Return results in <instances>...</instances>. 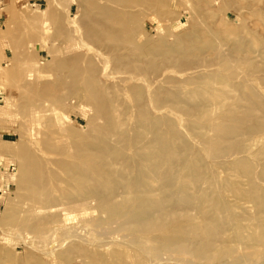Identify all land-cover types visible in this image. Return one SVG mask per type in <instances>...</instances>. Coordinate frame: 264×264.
<instances>
[{
  "label": "rangeland",
  "instance_id": "374dc122",
  "mask_svg": "<svg viewBox=\"0 0 264 264\" xmlns=\"http://www.w3.org/2000/svg\"><path fill=\"white\" fill-rule=\"evenodd\" d=\"M95 1L0 0V264H264V0ZM101 1L127 7L149 65L118 44L129 58L76 80L75 55L110 43L83 38ZM114 70L128 92L107 86Z\"/></svg>",
  "mask_w": 264,
  "mask_h": 264
},
{
  "label": "bare ground",
  "instance_id": "6f19581e",
  "mask_svg": "<svg viewBox=\"0 0 264 264\" xmlns=\"http://www.w3.org/2000/svg\"><path fill=\"white\" fill-rule=\"evenodd\" d=\"M97 1V0H96ZM96 1H95V3H96ZM103 1V0H102ZM101 1V2H102ZM107 2H108V0H106ZM114 1H117V0H114ZM119 1V0H118ZM117 1V2H118ZM122 1V0H121ZM121 1H119V2H121ZM99 1H97V3H98ZM106 2V3H107ZM112 2V1H111ZM87 3V2H86ZM96 3V4H97ZM103 3V2H102ZM102 3H100V7H101V9H99L100 10V12H98L97 13V15L95 14V16L96 17H94V15H93V17H89L88 19H89V21L86 23V24H84L85 26V28L87 29V34L85 33V35H83V38H85V39H87V40H90V41H94V42H96V41H99V43L101 42V41H103V39L105 38H107V40L110 42L108 45V48H106L105 49V51L106 52H104L103 50L104 49H97L96 47H94L92 44H91V46H90V48H89V52H87V53H82V54H80V55H75V59H73L72 60V62H73V67L74 68H71V69H73L70 73H73L72 75H73V78L74 79H81V81H86L89 77H90V74H89V72H88V66H89V64H92L93 66H94V69L95 70H97L98 69V66H99V64H106V63H111L112 64V62L114 61V60H118V59H120V54H121V58H129V56H125V52H124V54H123V52H121L120 54H119V51L120 50H118V44H119V46L121 45V46H125L126 47V45H128V44H133V46L132 45H130V47L132 46L133 48H135V49H137L139 52H137V54H136V56H132L135 60H133L132 61V63L134 64V66H135V64L137 63V64H140L142 67H144L143 65H145V66H148L149 64H148V60L146 61V57H144L145 55H142V52H145V51H147V50H149L150 49V47L152 46V44H151V41L149 42V44L148 43H146L144 46L142 45V46H140L138 43L139 42H137V40L133 37V35H131L132 33L133 34H135L134 33V31H133V23L132 24H130L131 26H132V28H131V32L132 33H130L129 31V29H128V34H126V32H125V27H130V25H128V22L130 23V20H131V18H129L128 19V16H129V14L128 13H126L125 11H127V10H125V9H127V7L126 8H123L122 7V5H118V6H121V8H119V10L120 9H122V10H115V8L114 7H112V6H109L110 4H102ZM122 4H123V2H121ZM124 6H125V4H123ZM82 6V5H81ZM95 6H97V5H95ZM117 6V5H116ZM99 7V8H100ZM117 8V7H116ZM133 9V8H132ZM125 10V11H124ZM134 10V9H133ZM134 12V11H133ZM135 13V12H134ZM134 13H132V11H131V14H134ZM137 13V12H136ZM130 14V15H131ZM156 14V13H155ZM77 15V14H76ZM136 15V14H135ZM135 15H134V17H135ZM83 16H84V14H83ZM88 16V15H87ZM153 16V15H152ZM156 16V15H155ZM154 16V17H155ZM82 17V16H81ZM137 17V16H136ZM136 17L134 18L135 20H136V22L138 21L137 19H136ZM142 17H143V15H142ZM77 17H75V19H76ZM83 18V17H82ZM85 18H87V17H84V20L83 19H81L80 18V20H83V22L86 20ZM133 18V17H132ZM139 18H140V16H139ZM145 18V17H144ZM64 19V18H63ZM134 19H132V20H134ZM25 20V19H24ZM129 20V21H128ZM143 20V19H142ZM35 21V20H34ZM65 21V20H64ZM74 21V20H73ZM140 22V21H139ZM23 23V22H22ZM28 23H30V22H28ZM65 25V24H64ZM126 25H128V26H126ZM26 26V25H25ZM66 27V26H65ZM116 27V28H115ZM31 28V27H30ZM29 28V29H30ZM117 28H119L118 30H121V32H119L118 30H117ZM79 29V28H78ZM91 29V30H90ZM136 29V28H135ZM67 30V29H66ZM47 31H48V29H47ZM46 31V32H47ZM70 31V30H69ZM118 31V32H117ZM140 30H138L137 32H139ZM144 31V30H143ZM13 32V31H12ZM72 32V31H71ZM82 32H83V30H82ZM145 32V31H144ZM15 33V32H14ZM62 33V32H61ZM29 34V33H28ZM46 34V33H45ZM64 34V33H63ZM130 34V35H129ZM143 34H146V33H143ZM142 33H141V35H143ZM31 35V34H30ZM70 35V34H69ZM140 35V33L138 34V36ZM137 37V36H136ZM151 37V36H150ZM72 38V37H71ZM146 39H149L148 38V35H147V38ZM16 40V39H15ZM90 41H88V43L90 42ZM57 42V41H56ZM59 42V41H58ZM68 43V42H67ZM87 43V42H86ZM107 43V42H106ZM143 43H145V42H143ZM153 43V42H152ZM97 44V43H96ZM55 45V44H54ZM107 46V45H106ZM135 46V47H134ZM137 47V48H136ZM153 47V46H152ZM155 47V46H154ZM157 47V46H156ZM85 48V47H84ZM121 50H123V49H121ZM131 50H132V48H131ZM130 50V51H131ZM150 50H152V48L150 49ZM153 50H156V49H153ZM125 51V50H124ZM129 51V52H130ZM185 51H187V50H185ZM133 52H136L135 50L133 51ZM151 53L153 52V51H150ZM161 52V51H160ZM155 53H156V51H155ZM169 53V52H168ZM154 54V53H153ZM172 55L174 54V53H171ZM133 55V54H132ZM140 55V56H139ZM148 55V54H147ZM154 55H157V54H154ZM154 55H152V57H154ZM149 56V55H148ZM176 56V55H175ZM181 56H183V55H180V59H181ZM59 57V56H58ZM61 57V56H60ZM72 57V56H71ZM74 57V56H73ZM72 57V58H73ZM142 57V58H141ZM149 57H151V56H149ZM161 58V57H160ZM194 58H196V57H194ZM53 59H55V58H53ZM155 60L156 61V59L155 58H152V60ZM190 59V58H189ZM12 60V59H11ZM162 60V59H161ZM164 60V59H163ZM172 60V59H171ZM195 60L196 59H193V61H192V64H193V62H195ZM57 61H59V60H57ZM202 61V60H201ZM71 62V61H70ZM117 62V61H116ZM125 62H126V60H125ZM129 62V61H128ZM131 62V61H130ZM136 62V63H135ZM159 62V61H158ZM164 62H166V61H164ZM180 62V61H179ZM182 62H184L183 60H182ZM197 62V61H196ZM214 62V61H213ZM119 63V62H118ZM118 63H116V64H114V65H117ZM132 63H130V64H132ZM144 63V64H143ZM155 63V62H154ZM170 63V62H169ZM121 64V63H120ZM123 64V63H122ZM125 64V63H124ZM123 64V65H124ZM129 64V63H128ZM132 64V65H133ZM160 64H163V63H160ZM166 64V63H165ZM174 64H176V62H174ZM177 64H179V63H177ZM196 64V63H195ZM43 65V64H42ZM150 65H151V63H150ZM156 65V64H155ZM154 65V66H155ZM164 65V64H163ZM188 65V64H187ZM70 66V65H69ZM119 66V65H118ZM125 66H126V64H125ZM157 66V65H156ZM159 66V65H158ZM179 66V65H178ZM188 66H190V64L188 65ZM195 66V65H194ZM196 66H197V64H196ZM195 66V67H196ZM127 67V66H126ZM154 68V67H153ZM164 68H165V66H164ZM169 68H171L170 67V65H169ZM188 68V67H187ZM204 68V67H203ZM67 69V68H66ZM69 69V68H68ZM129 69V68H128ZM138 69V68H137ZM143 69V68H142ZM158 69V68H157ZM161 69H162V67H161ZM160 69V70H161ZM171 69H173V68H171ZM175 69H176V67H175ZM184 69V68H183ZM183 69H180V71L181 70H183ZM52 70V69H51ZM65 70V69H64ZM113 70V69H112ZM154 70V69H153ZM159 70V69H158ZM178 70V72H179V69H176V71ZM48 71V70H47ZM121 71H122V69H121ZM131 71V70H130ZM187 71V69H185V72ZM133 72V71H132ZM150 72H152V71H150ZM155 72V71H154ZM157 72V71H156ZM166 72V71H165ZM165 72H163V73H161L162 75H159L160 77H159V79H157V80H161L160 81V84H162L163 82H162V79L164 78V76L166 75V73ZM169 72H171V71H169ZM177 72V73H178ZM188 72H190V71H188ZM115 70H114V72L112 71V72H107L106 73V75H105V77H106V79H107V86L108 87H112V88H114L113 90H115V89H119L120 88V90H122V88H123V93H125V92H128V90H130L129 88H131V86H132V84H131V82H130V76L128 77V76H126V74H125V77L123 76H120V77H118V78H113L114 76H115ZM123 73V72H122ZM130 73V72H129ZM181 73V72H180ZM191 73H192V75L195 73V72H192L191 71ZM197 73V72H196ZM92 75H94L95 77H97V72H92L91 73ZM99 74V73H98ZM135 74H136V72H135ZM134 74V75H135ZM153 74V73H152ZM175 74H176V72H175ZM189 75H190V73H188ZM133 75V74H132ZM132 75H131V77H132ZM154 75V74H153ZM157 75V74H156ZM185 75H186V73H185ZM192 75H191V77H192ZM195 75V74H194ZM193 75V76H194ZM103 76V75H102ZM170 76V75H169ZM188 76V75H187ZM52 77V76H51ZM142 77V76H141ZM149 77H151V76H149ZM172 77V76H171ZM53 78H55V76H53ZM66 78V77H65ZM139 78V77H138ZM143 78H145V77H143ZM156 78H158V77H156ZM165 78H167V77H165ZM193 78V77H192ZM194 78H195V76H194ZM59 80H60V78H58ZM132 79V78H131ZM136 79V78H135ZM150 79H152L153 80V78H150ZM154 79H155V77H154ZM186 79H188L187 77H186ZM189 79H190V76H189ZM132 80H134V79H132ZM145 80V79H144ZM147 80V79H146ZM192 80V79H191ZM195 80V79H194ZM33 81V80H32ZM140 81V80H139ZM165 81H167V80H165ZM178 81V80H177ZM176 81V82H177ZM182 81V80H181ZM186 81V80H185ZM134 82V81H133ZM136 82H137V80H136ZM142 82H144L143 80H142ZM141 82V83H142ZM150 84H151V81H148ZM155 82V81H154ZM154 82H153V85H154ZM162 82V83H161ZM38 83V82H37ZM94 83V82H93ZM100 83V82H99ZM135 83V82H134ZM140 83V82H139ZM145 83V82H144ZM155 83H157V82H155ZM159 83V82H158ZM183 83V82H182ZM46 84V83H45ZM61 84V83H60ZM105 84V83H104ZM136 84V83H135ZM143 84V83H142ZM147 84V83H146ZM168 84V83H167ZM57 85V84H56ZM77 85V84H76ZM80 85V84H79ZM138 85V84H137ZM136 85V86H137ZM139 85H141V84H139ZM52 86V85H51ZM147 86V85H146ZM157 86H158V84H157ZM176 85H174V87H175ZM179 86V85H178ZM53 87V86H52ZM141 87H142V85H141ZM170 87H173L172 85L170 86ZM177 87V86H176ZM133 88V87H132ZM144 88L146 89L147 87H145L144 86ZM148 88H150V86L148 87ZM147 88V89H148ZM166 88V87H165ZM169 88V87H168ZM70 89V88H69ZM136 89H138V88H136ZM146 89V92L149 90H147ZM152 89H154L155 90V88H152ZM170 89V88H169ZM172 89V88H171ZM90 90V89H89ZM131 90H133V89H131ZM55 91V90H54ZM106 91V90H105ZM104 91V92H105ZM109 91V90H108ZM153 91V90H152ZM152 91H151V89H150V93L152 94V96L154 95L153 93H152ZM157 91H158V89H157ZM161 91V90H160ZM22 92V91H21ZM72 92V91H71ZM103 92V93H104ZM122 92V91H121ZM135 92H137V91H135ZM143 92L145 93V90H143ZM169 92H172V91H169ZM24 93V92H23ZM43 93V92H42ZM46 93V92H45ZM82 93V92H81ZM112 93H114V92H109V100H110V98H111V95L110 94H112ZM132 93H134V91L132 92ZM131 93V94H132ZM143 93V94H144ZM155 93H157V92H155ZM162 93V92H161ZM96 94H98L97 93V91H96V93L94 92V93H92V91L89 93V95L88 96H90V97H93V95H96ZM101 94V93H100ZM115 94V96H116V93H114ZM118 94V93H117ZM130 94V93H129ZM129 94H126V95H129ZM136 94H138V93H136ZM147 94V93H146ZM165 94H166V92H165ZM106 95H107V93H106ZM108 95H107V97H108ZM113 95V94H112ZM119 95H120V93H119ZM150 95V94H149ZM149 95H148V97H149ZM51 96V95H50ZM118 96V95H117ZM135 96V95H134ZM141 96V95H140ZM139 96V97H140ZM159 96H160V94H159ZM158 96V97H159ZM164 96V95H163ZM163 96H161V98H163ZM33 97V96H32ZM102 97H104V96H102ZM106 97V98H107ZM113 97V96H112ZM122 97V96H121ZM133 97V96H132ZM130 98V97H126L127 98V100L130 98V100L131 99H133V100H128V101H130L131 102V105H133V107H132V110L136 107V108H138V107H140V106H138L137 107V105H140L139 103H137V102H145L144 103V105L147 107V103L151 100L150 99V97H149V99L150 100H148V102L146 103V101H147V95H146V100L145 101H142V100H139V101H137L136 102V99L134 100V98ZM138 97V96H137ZM141 97H143V96H141ZM154 97V96H153ZM120 98V97H119ZM156 97H154V99H155ZM111 99H113V98H111ZM118 99V98H117ZM123 99V98H122ZM141 99V98H140ZM154 99H152V100H154ZM103 100H104V98H103ZM107 100V99H106ZM109 100H107V101H105L104 103H106V102H108ZM114 100H116V99H114ZM124 100V99H123ZM122 100V101H123ZM156 100V99H155ZM154 100V101H155ZM158 100H159V98H158ZM164 100V99H163ZM162 99H160V101H163ZM42 101V100H41ZM87 101H88V105L89 106H91V107H93V109L96 107V105H94V101H93V99H87ZM117 101V100H116ZM133 101H135L137 104H136V106L134 107V105L135 104H132V102ZM157 101V100H156ZM112 102V101H111ZM111 102L109 101L108 103H110L111 104ZM114 103H115V101H113ZM123 102H125V100L123 101ZM164 102V101H163ZM87 103V102H86ZM113 103V104H114ZM134 103V102H133ZM153 103V102H152ZM158 103V102H157ZM160 103V102H159ZM55 104V103H54ZM99 104V103H98ZM147 104V105H146ZM15 105V104H14ZM101 105H103V104H101ZM118 105V104H117ZM122 105V104H121ZM129 105L130 104H128L127 105V107H129ZM131 105H130V107H131ZM141 105H143L142 103H141ZM144 105H143V107H144ZM163 105L165 106L166 104H164L163 103ZM171 105V104H170ZM84 106H85V104H84ZM104 106V105H103ZM109 106H111V105H109ZM119 106H120V104H119ZM122 106H124V104L122 105ZM154 106V105H153ZM163 106V107H164ZM114 107V106H113ZM113 107H111L113 110H117L115 107H117L116 105H115V109L113 108ZM121 107V106H120ZM125 107H126V105H125ZM146 107H144L146 110H147V108ZM149 107H151V106H149ZM148 107V116H149V113H151L152 112V110H151V108H149ZM159 108H161L162 109V106L160 107V106H158ZM157 107V108H158ZM175 107V106H174ZM123 108V107H122ZM184 108V107H183ZM186 108V107H185ZM184 108V109H185ZM15 109V108H14ZM51 109V108H50ZM105 109H107V108H105ZM124 109V108H123ZM126 109V108H125ZM140 109H141V107H140ZM149 109L151 110V111H149ZM154 109V108H153ZM164 109V108H163ZM169 109V108H168ZM175 109V108H174ZM188 109V108H187ZM49 110V109H48ZM100 110V109H99ZM121 109L119 108L117 111H120ZM128 110H129V108H128ZM156 111H157V109H155ZM155 110H153V111H155ZM159 110V109H158ZM50 111V110H49ZM122 111V110H121ZM134 111H136V110H133L132 112H134ZM165 111V115H166V110H164ZM164 111H163V113H164ZM99 112V111H98ZM141 112V111H140ZM144 112H146V111H144ZM146 112V113H147ZM160 112V111H159ZM173 112V111H172ZM171 112V113H172ZM101 113H102V111H101ZM105 113H108V112H106L105 111ZM104 113V114H105ZM122 113V112H121ZM136 114L138 113V111L137 112H135ZM154 113H156V112H154ZM163 113H161V114H163ZM57 114V113H56ZM97 115H98V113H96ZM100 114V113H99ZM103 114V113H102ZM102 114H100L99 116H102ZM103 114V115H104ZM145 114V113H144ZM152 114H153V112H152ZM157 114H159L158 112H157ZM168 114L170 115V112L168 111ZM172 114H174V113H172ZM125 115V114H124ZM135 115V114H134ZM142 113H141V115H140V113H139V115H135V117L137 118V120L138 119H140L139 118V116L140 117H142ZM146 115V114H145ZM145 115H143V117L145 116ZM156 115V114H155ZM160 115V114H159ZM184 115V114H183ZM182 115V116H183ZM96 116V115H95ZM138 116V117H137ZM151 116V115H150ZM179 116V115H178ZM103 117V116H102ZM128 117H130V116H128ZM133 115H131V118L133 119ZM135 117H134V120H136L135 119ZM162 117V116H161ZM163 117H164V114H163ZM43 118V117H42ZM99 118V117H98ZM121 118V117H120ZM131 118H129V119H131ZM145 118V119H144ZM144 118H142V119H144V121H148V119L150 118V117H144ZM146 118H148V119H146ZM151 118H152V116H151ZM182 118V117H181ZM51 119V118H50ZM50 119H49V122H51L50 121ZM101 118H99V120H100ZM126 119V118H125ZM129 119H127V120H125V121H123L125 124H126V121L127 122H129V121H133V120H129ZM142 119H140V120H142ZM35 120H36V118H35ZM56 120V119H55ZM101 120H103V119H101ZM139 121V120H138ZM123 122H122V124H123ZM135 122V121H134ZM45 123V122H44ZM43 123V124H44ZM96 124H97V122H95ZM95 123H92L93 125H96ZM140 123V122H139ZM138 123V124H139ZM46 124V123H45ZM48 124V123H47ZM130 124V123H129ZM134 124V123H133ZM178 124V123H177ZM185 124H186V122H185ZM40 125V124H39ZM49 125H50V123H49ZM52 125H54V124H52ZM41 126V125H40ZM127 126V125H126ZM130 126V125H129ZM132 127L134 126V125H131ZM38 127V126H37ZM47 127V126H46ZM52 127V126H51ZM88 127V126H87ZM96 127V126H95ZM94 126H93V128H95ZM98 127H99V125H98ZM121 127V126H120ZM122 127H125V126H123L122 125ZM131 127V128H132ZM142 127V126H141ZM169 127V126H168ZM97 128V127H96ZM95 128V129H96ZM127 129L129 128L128 126L126 127ZM135 128V127H134ZM35 129V128H34ZM51 129V128H50ZM54 129V128H53ZM52 129V130H53ZM125 129V128H124ZM183 129V128H182ZM181 129V130H182ZM35 130H37V129H35ZM51 130V131H52ZM97 130V129H96ZM138 130V129H137ZM139 130H142L141 128L139 129ZM179 130H180V128H179ZM46 131H47V129H46ZM149 131V130H148ZM166 131H168V130H166ZM184 131V130H183ZM34 132V131H33ZM32 132V133H33ZM43 132H45V131H43ZM169 132V131H168ZM185 132V131H184ZM38 133V132H37ZM50 133V132H49ZM48 133V134H49ZM143 133V132H142ZM27 134V133H26ZM29 134V133H28ZM27 134V135H28ZM36 134V133H35ZM44 134V133H43ZM79 134V133H78ZM180 134V133H179ZM38 135V134H37ZM40 135V134H39ZM51 135V134H50ZM53 135V134H52ZM58 135V134H57ZM81 135V134H80ZM89 135V134H88ZM35 136V135H34ZM33 136V137H34ZM46 136V135H45ZM86 136H87V134H86ZM52 137V136H51ZM54 137H56L55 135L53 136V139H54ZM65 137V139H66V136H64ZM72 137V136H71ZM70 137V139H72ZM73 137H74V134H73ZM77 137L78 136H76L75 137V139H77ZM26 138V137H25ZM30 138V137H29ZM39 138V137H38ZM40 138H42V137H40ZM46 138H48V137H46ZM57 138L60 140V142L62 141L61 139H63V137L62 138H60L59 136H57ZM81 138V137H80ZM58 139H56L55 138V141L56 140H58ZM64 139V140H65ZM68 139V138H67ZM66 139V140H67ZM74 139V138H73ZM78 139H79V137H78ZM84 139H86V138H84L83 137V140L82 141H84ZM89 138H87V140H88ZM26 140V139H25ZM30 140V139H29ZM44 140L45 141H47L45 138H44ZM50 137H49V142L48 143H52V142H50ZM86 140V141H87ZM23 141H24V139H23ZM37 141V140H36ZM54 141V142H55ZM70 141L72 142V140H69V142H67V141H64V142H67L68 144L70 143ZM75 142H77V140H74ZM124 141V140H123ZM31 142V141H30ZM33 142H35V141H33ZM57 142V141H56ZM55 142V143H56ZM78 142H81V141H78ZM77 142V143H78ZM89 142V141H88ZM45 143V142H44ZM47 143V142H46ZM23 144V143H22ZM53 144V143H52ZM59 144V143H58ZM57 144V145H58ZM61 144L63 145V142H61ZM60 144V145H61ZM65 144V143H64ZM68 144H67V146H68ZM71 144H76V143H71ZM79 144V143H78ZM78 144H76V145H78ZM32 145V144H31ZM48 145H50V144H48ZM82 145V144H81ZM45 146V145H44ZM43 145H42V147L45 149V147H44ZM71 146H73V145H70V148H71ZM75 146V145H74ZM83 146V145H82ZM129 146V145H128ZM49 147H51V145L49 146ZM53 147V146H52ZM51 147V148H52ZM66 146L64 145V148H65ZM75 147H77L78 148V146H75ZM30 148H32V147H30ZM63 148V147H62ZM67 148V147H66ZM73 148V150H76L77 151V149L76 148H74V147H72ZM23 149V148H22ZM69 149V148H68ZM83 149H85V148H83ZM43 150V149H42ZM51 150H53V149H51ZM50 150V151H51ZM57 150H58V148H57ZM70 150V149H69ZM68 150V151H69ZM78 150H80V149H78ZM46 151H48V149L46 150ZM65 151H67V150H65ZM71 151V150H70ZM81 151H84V150H81ZM81 151H78V152H80L81 153ZM22 152V151H21ZM49 152V151H48ZM74 151H72V153H73ZM78 152H77V154H78ZM69 153H71V152H69ZM79 153V154H80ZM83 153V152H82ZM61 154V153H60ZM68 154V153H67ZM74 154L75 153H73V156H74ZM84 154V153H83ZM88 154V153H87ZM86 153L84 154V155H87ZM91 154V153H90ZM133 154V153H132ZM36 155V154H35ZM50 155V154H49ZM54 155V154H53ZM64 155H66V152H65V154ZM76 155V154H75ZM80 155H82V154H80ZM89 155V154H88ZM87 155V156H88ZM34 156V155H33ZM52 156V155H51ZM57 156V155H56ZM71 156H72V154H71ZM71 156H68L67 158H71ZM73 156H72V158H73ZM78 156V155H77ZM77 156H74L75 158L77 157ZM66 157V156H65ZM85 157V156H84ZM83 157V158H84ZM93 157H95V156H93ZM46 158V157H45ZM51 158H53V157H51ZM82 159V157H79V159ZM92 158V157H91ZM27 159V158H26ZM35 159V158H34ZM40 159V158H39ZM57 159V158H56ZM56 159H54V160H56ZM74 159V158H73ZM45 160V159H44ZM61 160V159H60ZM66 160V159H65ZM70 159H68V161H69ZM90 159H88L87 160V157H85V162L86 161H89ZM26 161V160H25ZM27 161H29V160H27ZM63 161H64V159H63ZM70 161H72V160H70ZM84 161V160H83ZM91 161V160H90ZM62 162V161H61ZM67 162V161H66ZM76 164H77V162H75ZM84 163V162H83ZM92 163V162H91ZM90 163V164H91ZM122 163V162H121ZM27 164V163H26ZM41 164V163H40ZM63 164V163H62ZM68 164H71L70 162L68 163ZM73 164V163H72ZM89 164V165H90ZM36 165V164H35ZM79 165V164H78ZM71 166H73V165H71ZM85 166V165H84ZM87 166H88V164H87ZM112 167H114V166H112ZM28 168V167H27ZM99 168V167H98ZM29 169H31V168H29ZM54 169V168H53ZM27 170V169H26ZM25 170V171H26ZM97 171V170H96ZM52 172V171H51ZM98 172H99V169H98ZM101 172V171H100ZM103 172V171H102ZM101 172V173H102ZM29 174V173H28ZM32 174V173H31ZM70 175V174H69ZM31 176V175H30ZM67 176V175H66ZM80 177V176H79ZM91 177V176H90ZM101 177H102V175H101ZM101 177H99V178H101ZM38 178H40V177H38ZM45 178V177H44ZM71 178H74V177H71ZM95 178V177H94ZM98 178V179H99ZM53 179V178H52ZM76 179H78V178H76ZM82 179V178H81ZM104 179V178H103ZM70 180V179H69ZM71 180H74V179H71ZM83 180V179H82ZM34 181V180H33ZM44 181V180H43ZM38 182V181H37ZM109 182V181H108ZM30 183V182H29ZM44 184V183H43ZM24 185V184H23ZM33 185V184H32ZM35 185V184H34ZM37 186V185H36ZM76 186V185H75ZM38 187V186H37ZM41 187V186H40ZM29 189V188H28ZM76 190H77V188H76ZM62 191V190H61ZM37 193H38V189H37ZM103 203V202H102ZM106 203H107V201H106ZM108 204V203H107ZM112 204V203H111ZM21 205V204H20ZM100 205V204H99ZM104 206V205H103ZM108 218V217H107Z\"/></svg>",
  "mask_w": 264,
  "mask_h": 264
},
{
  "label": "crops",
  "instance_id": "0c3cea01",
  "mask_svg": "<svg viewBox=\"0 0 264 264\" xmlns=\"http://www.w3.org/2000/svg\"><path fill=\"white\" fill-rule=\"evenodd\" d=\"M10 187V181L5 170L0 171V190H7Z\"/></svg>",
  "mask_w": 264,
  "mask_h": 264
},
{
  "label": "built area",
  "instance_id": "2783aa9c",
  "mask_svg": "<svg viewBox=\"0 0 264 264\" xmlns=\"http://www.w3.org/2000/svg\"><path fill=\"white\" fill-rule=\"evenodd\" d=\"M3 166V164H2V162H0V171L1 170H4L3 168L4 167H2ZM7 170H11V171H13L14 170V168L13 167H10V168H8ZM5 191H6V189L5 190H0V193H5Z\"/></svg>",
  "mask_w": 264,
  "mask_h": 264
}]
</instances>
